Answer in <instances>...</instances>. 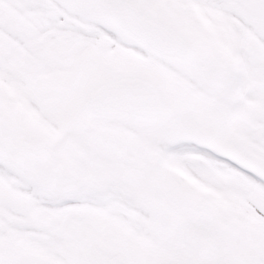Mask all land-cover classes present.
I'll return each instance as SVG.
<instances>
[{
	"label": "snow or ice",
	"instance_id": "snow-or-ice-1",
	"mask_svg": "<svg viewBox=\"0 0 264 264\" xmlns=\"http://www.w3.org/2000/svg\"><path fill=\"white\" fill-rule=\"evenodd\" d=\"M0 264H264V0H0Z\"/></svg>",
	"mask_w": 264,
	"mask_h": 264
}]
</instances>
